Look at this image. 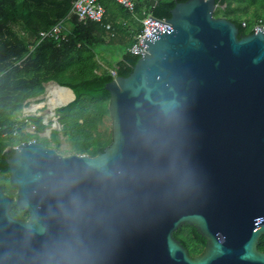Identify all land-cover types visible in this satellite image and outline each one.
I'll use <instances>...</instances> for the list:
<instances>
[{
  "label": "water",
  "instance_id": "95a60500",
  "mask_svg": "<svg viewBox=\"0 0 264 264\" xmlns=\"http://www.w3.org/2000/svg\"><path fill=\"white\" fill-rule=\"evenodd\" d=\"M218 7L188 0L150 18L146 54L105 87L102 154L15 148L9 178L29 218L0 185V264H264V31L240 38ZM183 225L203 254L174 237Z\"/></svg>",
  "mask_w": 264,
  "mask_h": 264
},
{
  "label": "trees",
  "instance_id": "16d2710c",
  "mask_svg": "<svg viewBox=\"0 0 264 264\" xmlns=\"http://www.w3.org/2000/svg\"><path fill=\"white\" fill-rule=\"evenodd\" d=\"M188 0H159L154 7L148 0H140L136 9L138 19L149 10L159 19H170L177 3ZM73 0H0V126L3 131L12 132L18 124L25 126L31 121L38 130L44 131L46 125L42 116H23V110L31 100L46 93V85L55 82L75 93V100L58 108L56 115L61 131H52L49 147L60 149L59 135L72 142L76 154L96 157L104 152L112 142L111 131H101L105 117H109L110 94L107 84L115 78L110 71L115 70L117 77H128L140 57L130 52L142 25L132 14L119 6L114 0H100L107 10L103 23L80 22L71 15ZM219 5L215 12L217 18H226L239 29V37L254 33L256 21L264 22V0H216ZM64 21L65 40L45 39L31 53L30 47L40 40V32L50 31ZM69 23L70 28L66 27ZM247 22V27H243ZM111 24L115 36L125 30L126 49L122 60L116 65L100 63L98 46L106 44L110 32L106 25ZM126 39H128L126 41ZM101 56V54H100ZM41 102V101H38ZM46 139V138H45ZM31 140H38L37 134L19 132L17 136L0 138V182L5 193L14 202L11 215L28 220L29 215L17 203L16 188L10 182L7 160L15 147ZM174 237L182 243L191 257L204 253L207 242L198 231L183 225ZM258 249L264 252V236L260 238Z\"/></svg>",
  "mask_w": 264,
  "mask_h": 264
},
{
  "label": "built area",
  "instance_id": "2783aa9c",
  "mask_svg": "<svg viewBox=\"0 0 264 264\" xmlns=\"http://www.w3.org/2000/svg\"><path fill=\"white\" fill-rule=\"evenodd\" d=\"M148 1L150 2L151 0ZM156 1L158 4L159 0ZM114 2L119 6H121L122 8H124L125 10H127L130 14L133 15V17L137 21L141 23L142 30L136 36L135 42L129 50L133 55L138 57H143L144 53L146 54L147 50H145L143 47L140 46V42L146 37L148 31L150 30L149 21L153 15L149 13V10H145L143 12L145 17L143 19H138L136 15V9L140 3V0H114ZM71 15L76 16L80 22L87 23L91 21L96 23H103L107 16V10L104 7V5L100 2V0H73ZM161 20L165 22L168 21V19H161ZM64 21L65 20L61 21L50 31L40 32V40L38 41L36 46L30 47V52L32 53L35 50V48L39 46L45 39L55 38L56 40H58L61 38L62 40H65L66 38L63 34ZM257 26H262V29L264 31V22L262 19H258L256 21L255 27L253 29L254 33H256ZM243 27L245 28L247 27V22H243ZM106 30L110 32V37L115 36L113 27L110 23L106 25ZM110 73L113 76V78H117V72L115 70H111ZM31 116H36V115H31ZM56 122L59 124L58 119L56 120ZM44 125L47 124L44 122ZM36 129H37L36 126L31 121H28L25 126H23L22 124L16 125V127L12 130V132L3 131L2 127L0 126V138H8L11 135L17 136L19 132L35 134Z\"/></svg>",
  "mask_w": 264,
  "mask_h": 264
},
{
  "label": "rangeland",
  "instance_id": "374dc122",
  "mask_svg": "<svg viewBox=\"0 0 264 264\" xmlns=\"http://www.w3.org/2000/svg\"><path fill=\"white\" fill-rule=\"evenodd\" d=\"M66 27L67 28L71 27V26H69L68 22L66 23ZM110 38L111 37L109 35L106 40L110 41ZM98 48H97L98 52L104 51V55L101 54V55H103L102 57L104 58V60L107 63H109L110 65H112L113 63H115L121 59V56L123 55V53L126 49V45L118 43V42H113V43H106L104 46H99ZM100 49H101V51H100ZM50 85H53V83L47 84L46 85L47 92L42 97L35 99V100H31L29 102V105L23 110V116L36 115V116H42L43 117V123L45 122L47 124L46 129L44 131H40V130L36 129L35 134H37L39 136L40 142L43 143L44 145H46L47 147H49V145H50L47 140L50 139L52 131H54V130L61 131V129H62V126L56 122V120L58 119L57 115L55 114L56 112L54 113L53 109H51L49 104H48V100L50 98L48 90H49ZM38 101H41V102H38ZM41 103H44L43 107L37 109L36 111H30L31 107L34 104H41ZM58 108H60V106H58L54 109H56V111H57ZM111 124L112 123H111L110 117H105L104 124L100 128V130L103 132L105 130L110 129V131H111ZM47 129H49V132ZM59 143L61 145L60 149H55V143H52V145H53V149H55L61 155L69 156L72 154H76V150H75V148H74V146H73V144L69 138L63 137L62 135H59ZM4 179H5V177L0 175V182L3 181Z\"/></svg>",
  "mask_w": 264,
  "mask_h": 264
},
{
  "label": "bare ground",
  "instance_id": "6f19581e",
  "mask_svg": "<svg viewBox=\"0 0 264 264\" xmlns=\"http://www.w3.org/2000/svg\"><path fill=\"white\" fill-rule=\"evenodd\" d=\"M48 91H49V96H50L48 100V104L51 109H54L58 106L66 105L74 98L73 93L70 90L59 88L55 84L50 85ZM43 106H44V103L34 104L31 107L30 111H36L37 109Z\"/></svg>",
  "mask_w": 264,
  "mask_h": 264
},
{
  "label": "crops",
  "instance_id": "0c3cea01",
  "mask_svg": "<svg viewBox=\"0 0 264 264\" xmlns=\"http://www.w3.org/2000/svg\"><path fill=\"white\" fill-rule=\"evenodd\" d=\"M108 37V36H107ZM107 37H106V39H107ZM125 38H127V36H126V34H125V30H123V29H121L120 31H119V34H118V38L116 39V40H114V42H118V43H121V44H124V40H125ZM128 39H126V41H127ZM106 42L107 43H111L110 41H107L106 40ZM113 43V42H112ZM105 45V44H104ZM104 45H102V46H104ZM99 47V46H98ZM97 47V48H98ZM99 49V48H98ZM100 51H101V49H100ZM98 54H99V58H101L103 55H104V51H102V52H98ZM100 54H103V55H101L100 56ZM122 57H123V55L121 56V59L120 60H118L117 62H115V63H113L112 65L114 66V65H116L119 61H121L122 60ZM103 58V57H102ZM100 59L101 61H100V63L104 66H106V65H110L109 63H107L105 60H104V58L103 59ZM50 83H53V84H55V82H50ZM56 85V84H55Z\"/></svg>",
  "mask_w": 264,
  "mask_h": 264
}]
</instances>
